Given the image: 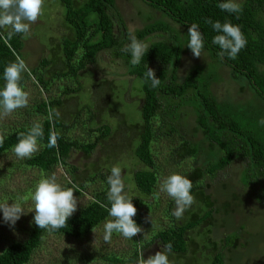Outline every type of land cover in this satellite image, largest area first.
Segmentation results:
<instances>
[{"label":"trees","instance_id":"obj_1","mask_svg":"<svg viewBox=\"0 0 264 264\" xmlns=\"http://www.w3.org/2000/svg\"><path fill=\"white\" fill-rule=\"evenodd\" d=\"M142 1L178 25L183 35L180 41H175L174 44L171 41L173 36L166 37L164 42L151 43L140 64L134 66L130 63V53L121 51L130 43L129 35H135L142 41L146 36L167 31V27L162 28L161 24L152 23L128 32L118 15L115 22L110 20L111 10L115 9L114 0H85L81 4L73 0H58L63 8L62 22L68 38L62 43L63 48L60 49L59 45L55 48V51L61 50V56H59L62 57L61 67L64 69L59 76L64 77L69 73L75 76L79 70H84L85 66L92 64L99 52L111 51L114 56L123 61V65L128 67L129 74L141 82L139 104L141 123L133 126L139 131L133 150L134 157L140 165V168L133 172V184L138 195L129 197L133 199L132 203L135 207L152 196L154 192L156 170L150 153V144L158 136L178 134L180 143L174 150L176 162L199 156L202 150H205L207 160L211 157L215 158L210 169L208 165L206 169L203 165L204 169L194 167L182 175L192 180L191 194L195 198L194 203L184 211L180 219L172 214L176 208L175 201L169 203L167 213L171 226L167 225L159 230L152 240H157L163 247L170 243V253L176 257V260L182 259L185 261L184 264H193L197 235L192 228L201 222L204 225L198 228V232L203 233L202 247L206 248L209 244L211 246V252L202 257L203 264H223L220 250L235 247L236 239L232 240L224 235L217 242L211 241L212 219L216 212L221 214L220 208H225L227 215V211L231 210L235 204L241 205V198L238 197L239 195L230 193V198H223V201L219 203L220 207H216L217 200L208 192L209 183L201 181L205 179V176L207 180H213L219 169L231 166L232 162L236 161L240 164L239 176L241 173L246 176L243 182L240 179L241 183L246 186L256 203L264 205V124L261 123L264 120V0H242L238 3L242 8L239 13L222 11L218 7L221 0ZM90 15H93L95 19L91 20ZM208 19L221 23L228 21L240 27L247 44L235 58L229 57L227 53L221 55L219 46L212 43L213 37L221 33L214 31L211 24L205 22ZM192 23L197 24L203 34L204 48L201 54L214 65V68L211 74H207L202 72L200 66H192L178 79L177 68L181 54L184 52L192 54L187 48L188 28ZM3 30L0 28V88H3L5 84V67L16 62L21 48L19 35L13 33L9 37L8 34L13 30L5 32ZM73 61H75V68L72 66ZM146 64L155 70L156 78L160 79L159 86L152 87L151 81L145 80ZM40 66L43 67L42 69L47 67L45 60H40L36 67L33 66L30 75L32 76ZM218 69H225L226 76L238 86L240 92L248 90L249 99L245 102L234 101L233 103L217 101L211 92V86L218 80ZM26 78L28 75L23 71L20 85ZM38 80L40 83H44V80L49 81L44 77ZM43 90L46 91V88L44 87ZM70 91L66 88L62 94L69 95ZM50 101L52 106L59 105L60 102L57 99ZM182 107H187L193 123L187 132V137L181 129L188 122L185 119L187 113L180 111ZM43 111L44 103H38L36 113L42 115L40 123L43 126V138L38 139L39 150L30 158L13 161L10 163L11 168H37L41 174L40 180L45 178L44 175L56 164L65 166L64 160L70 150L79 151L87 159L97 144L105 147L104 140L109 139L107 137L110 132L104 125L101 124L95 128L98 134L92 143L78 145L75 144L76 141H71L60 132V130L64 131L63 123L57 121L55 117L47 118ZM94 113H96L95 110ZM90 119H92L91 116ZM31 126L20 125L0 134V140H2L0 160L13 153L20 133L26 134ZM53 131L59 134L56 145L48 147L50 132ZM196 135H200V138L195 139ZM75 171L76 168H70L71 179L65 188H72L74 195L78 196L84 178L82 179V176L77 175ZM109 174L108 171L105 177L102 174L100 177L105 180ZM2 180L3 178L0 179V184ZM219 187L221 188V184ZM107 190L93 193L94 199L81 207L68 219L67 224L58 230L49 232L46 229H39L33 221L24 231V239H7L1 234L0 264H29L50 236L65 241L84 240L92 228L94 229L109 216L110 204L107 200ZM243 195L247 197L248 193ZM5 197L6 194L1 195L0 201L4 202ZM214 209L215 213L211 214ZM133 219L135 220L136 216ZM188 231L191 232L192 237L186 241ZM149 243L148 241L147 245ZM196 244L198 246V243ZM143 245L147 246L141 243V246ZM138 251L137 244L135 242L133 244L132 240L130 253H94L97 255L92 257L72 246L67 247L65 252H58L54 261H48V264H89L96 258L101 264H136L139 259Z\"/></svg>","mask_w":264,"mask_h":264},{"label":"rangeland","instance_id":"obj_2","mask_svg":"<svg viewBox=\"0 0 264 264\" xmlns=\"http://www.w3.org/2000/svg\"><path fill=\"white\" fill-rule=\"evenodd\" d=\"M73 1L81 4L85 0ZM241 1L235 0L236 3ZM114 8L113 11L111 10L113 16L110 14V20L115 22L118 15L128 32H133L152 23H159L162 28L167 27V31L146 36L142 41L148 46L153 42H164L168 36H173L171 39L173 44L182 38V30L178 25L156 9L149 7L142 0H114ZM62 15L63 8L58 0H44L41 14L35 23H30L26 37L25 34L17 33L21 42L18 56L25 62L26 70L24 72L28 75V78L23 80L20 86L29 94V99L26 107L18 108L8 116L0 118V134L13 127L40 122L42 115L36 113L38 103H44L43 112L47 118H49L50 108L57 109L62 114L61 117H58L60 119L54 115L52 117L65 125L64 131L60 130V132L71 141H76L75 144L92 143L98 134L95 128L101 124L104 125L110 132L107 137L109 139L104 140L105 143L103 142L105 147L97 144L87 159L79 151L70 150L64 160L65 166L58 163L44 175V177H50L55 174L57 183L65 188L71 179L70 168H76V174L82 176V179L84 178L83 183L81 182L80 195L76 196L78 211L94 199L93 193L109 190L107 178L111 174L113 166L121 168L125 185L124 192L127 196L138 195L133 184V172L138 170L140 165L134 157L133 150L139 131L133 126L141 123L139 112L141 82L129 74L128 67L123 65V61L114 56L111 51L99 52L93 63L85 66L84 70H79L75 76L69 73L60 77V72H64L61 67V50L55 51V48L56 45H59L60 49L63 48L62 43L68 39L67 31L63 28ZM90 19H95V17L90 15ZM3 29V32L12 31L8 26ZM40 60H45L47 67L45 69H42L41 66L38 67L31 76L33 66L36 67ZM74 62L72 66L75 68ZM196 65L201 67L203 73L211 74L213 72L214 65L202 54L200 58H196L192 54L184 52L180 56L177 68L178 79L189 68ZM224 70L218 69V80L211 86V92L215 99L227 103L248 100L249 91L245 89L240 92L238 86L228 79ZM41 77L48 78L49 81L44 80V83H40L38 79ZM44 87L46 91L43 90ZM66 88L71 90L69 95L62 94ZM54 99L60 100L59 105H50L52 103L50 100ZM94 110L98 115L94 113ZM180 111L187 113V117H183L188 121L187 125L181 128L187 137V132L193 123L190 120L187 107H182ZM165 121L169 122L167 119ZM177 135V133H172L169 136H158L150 144V153L156 170V182L153 187V195L143 199L144 202L136 207L135 222L141 227L142 232L132 238L133 244L134 242L137 244L139 256L142 252L145 259L164 248L157 240L152 239L159 230L167 225L171 226V222L168 221L167 206L174 199L166 193L160 192L161 180L173 173L186 174L194 167L204 169L205 166L206 169L208 165L210 169L211 164H214L215 158L211 157L210 160H207L205 150H202L199 156L188 157L176 162L174 150L180 143V138ZM199 138L200 135L195 136V139ZM17 160L20 158L14 152L0 160V179L3 178L2 184H0V196L6 194L4 202L9 204L20 201L24 211L14 226L5 223L3 213L0 211V235L3 234L7 239H24V231L34 221V203L30 196L41 176L37 168H11L10 163ZM239 166L238 162H232L231 166L219 169L213 180H207V176H205V179L201 181L209 183L208 192L217 200L216 207H220L219 203L223 201V198H230V193L239 195L238 197L241 198V205L235 204L231 210L227 211V215L225 208H220L221 214L216 212L213 216L211 241L217 242L224 235L232 240L236 239L235 247L220 250L223 264H264V205L256 203L253 196L249 194V190L241 183L246 176L242 173L240 174L242 177L239 176ZM108 171L110 174L105 180L102 179L100 174L105 177ZM219 184H221V188ZM157 192H159L158 197L154 196V193ZM244 193H248L247 197L243 195ZM174 207H176L175 204ZM214 213L215 209L211 211V214ZM109 219H111L110 216L101 221L94 228V232L91 230L84 240L65 241L50 236L42 245L43 247L38 249L29 264H48V261H54L58 252H65L67 247L72 246L90 257L104 252L130 253L131 240L121 234L113 232L110 241L104 240L103 225ZM202 225L204 224L199 222L192 228L194 234L197 235L195 242L198 243V246L195 243L193 251L195 260L193 264L196 261H198L196 264H203L202 257L211 252L210 244L206 248L202 247L204 245L203 233L202 231L198 232V228ZM188 232L186 241L192 237L191 232ZM148 241L150 243L147 245ZM141 243L147 246H141ZM227 247H229V243H227ZM167 254L170 264L185 263L182 259L176 260L172 253L168 252ZM89 264H101V262L96 258Z\"/></svg>","mask_w":264,"mask_h":264},{"label":"clouds","instance_id":"obj_3","mask_svg":"<svg viewBox=\"0 0 264 264\" xmlns=\"http://www.w3.org/2000/svg\"><path fill=\"white\" fill-rule=\"evenodd\" d=\"M44 0H0V28L11 27L13 33L26 35L29 32L30 23H35L41 14ZM218 7L228 13H239L242 8L235 0H221ZM27 22V23H26ZM211 24L214 31L221 33L215 35L212 43L221 49V55L227 53L229 57L235 58L243 49L247 40L238 25L231 22H213L211 19L205 21ZM189 42L187 48L191 50L196 58L201 57L204 48V38L197 24L192 23L188 28ZM130 43L125 45L121 51L130 53L132 65H138L141 59L149 50L147 43L139 40L135 35H129ZM26 70L25 62L16 57V62L8 64L4 69L5 84L0 88V118L6 117L18 108L26 107L29 94L20 86L21 73ZM145 80L151 81L152 87L160 84L156 78L155 70L146 64ZM143 82V81H142ZM59 117L57 109H49V119L52 116ZM264 124V120L261 121ZM58 133L50 132L48 147L56 145ZM43 138V126L40 122H33L28 132L20 133L18 143L14 146L13 152L20 158H30L39 150L38 139ZM2 142V140H0ZM109 190L107 200L110 204L108 215L111 219L106 220L104 228V240L110 241L113 232L132 240L134 236L142 232L133 217L137 215V209L131 198L124 192L122 171L119 166L111 168V174L107 178ZM192 180L188 177L173 173L164 177L160 183V192L166 193L174 199L176 208L172 213L177 219L182 218L185 210L194 203V196L191 194ZM72 188H64L56 181L53 174L50 177L41 178L37 181L34 191L31 193V200L34 203V223L39 229H46L49 232L58 230L67 224L68 219L77 211L78 200ZM158 197L159 192L154 193ZM19 199V198H18ZM0 211L3 213L5 223L14 226L24 211L19 202H0ZM32 211V212H33ZM94 232V229L92 228ZM171 244H166L161 251L149 255L147 259L141 252L136 264H170L168 252Z\"/></svg>","mask_w":264,"mask_h":264}]
</instances>
